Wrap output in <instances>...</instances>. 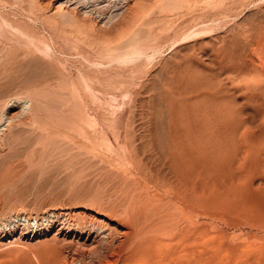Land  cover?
<instances>
[{
    "label": "rangeland",
    "instance_id": "1",
    "mask_svg": "<svg viewBox=\"0 0 264 264\" xmlns=\"http://www.w3.org/2000/svg\"><path fill=\"white\" fill-rule=\"evenodd\" d=\"M0 125V264H264V0H0Z\"/></svg>",
    "mask_w": 264,
    "mask_h": 264
},
{
    "label": "bare ground",
    "instance_id": "2",
    "mask_svg": "<svg viewBox=\"0 0 264 264\" xmlns=\"http://www.w3.org/2000/svg\"><path fill=\"white\" fill-rule=\"evenodd\" d=\"M263 74V73H262ZM186 83V82H185ZM207 95V94H206ZM204 96V95H203ZM202 98V97H201ZM207 99H209V98H207ZM5 119V118H4ZM203 121V120H202ZM9 124H10V120H7L5 123H4V126L5 127H7V126H9ZM195 124V123H194ZM200 125V124H199ZM212 124L210 123V122H208V123H205L204 125H203V131H202V141H204L206 144H208V142H210V140H211V138L213 137V135H212V133L210 132V126H211ZM1 126V125H0ZM197 126V125H196ZM209 127V128H208ZM236 127H237V125H236ZM236 129V128H235ZM153 130V129H152ZM154 132V131H153ZM6 133V132H5ZM218 134L219 135H222V134H224V130H219L218 131ZM6 135V134H5ZM2 138V137H1ZM188 138V137H187ZM189 141V140H188ZM153 143V142H152ZM166 144V143H165ZM154 146V145H153ZM155 146H156V144H155ZM166 146V145H165ZM145 147V146H144ZM150 147V146H149ZM155 150V149H154ZM156 150H157V148H156ZM161 152V151H160ZM158 153V152H157ZM159 154V153H158ZM186 154H187V157H190L189 155H191V153H189L188 151L186 152ZM153 156V155H152ZM171 156V155H170ZM197 156V155H196ZM194 157V156H193ZM217 158V157H216ZM171 160V159H170ZM201 160V159H200ZM172 161V160H171ZM175 161H177V160H175ZM191 161V160H190ZM204 161V160H203ZM212 163V162H211ZM176 164V163H175ZM201 164H202V162H201ZM210 164V163H209ZM213 164V163H212ZM166 165V164H165ZM163 166V165H162ZM177 167V166H176ZM192 167V166H191ZM179 168V167H178ZM172 169V168H171ZM205 169V168H204ZM169 171V170H168ZM171 171V170H170ZM178 171H180V170H178ZM182 172V171H181ZM192 172V171H191ZM174 173V172H173ZM170 174V173H169ZM175 174H178V172H177V170H176V173ZM183 175V174H182ZM178 177H179V175H178ZM180 178V177H179ZM176 179V178H175ZM189 179V178H188ZM203 182V181H202ZM173 183H174V181H173ZM176 183V182H175ZM201 184V183H200ZM174 185V184H173ZM180 185V184H179ZM178 185V186H179ZM177 186V187H178ZM173 187V186H172ZM174 187H175V185H174ZM176 188V187H175ZM183 188V187H182ZM179 189V188H178ZM180 191V190H179ZM194 195V194H193ZM152 197V196H151ZM150 198V197H149ZM139 199V198H138ZM176 199V198H175ZM174 199V200H175ZM150 200V199H149ZM141 202V201H140ZM165 203V202H164ZM168 203V202H167ZM147 204H148V202H147ZM153 204V203H152ZM185 204V203H184ZM145 205V204H144ZM208 205V204H207ZM153 206V205H152ZM239 206V205H238ZM237 206V207H238ZM157 207V206H156ZM230 207V206H229ZM234 207H236V206H234ZM135 208V207H134ZM138 208V207H137ZM141 209V208H140ZM173 209V208H172ZM143 210V209H142ZM152 210V209H151ZM252 210V209H251ZM147 211H148V209H147ZM157 211V210H156ZM137 214V213H136ZM162 214V213H161ZM167 214V213H166ZM134 215V214H133ZM157 216V215H156ZM155 216V217H156ZM19 218V217H18ZM150 219V218H149ZM146 220V219H145ZM158 221V220H157ZM58 222V221H57ZM159 222V221H158ZM165 222V221H164ZM144 223V222H143ZM166 224V223H165ZM136 226V225H135ZM101 227V226H100ZM109 227V226H108ZM152 227V226H151ZM136 228V227H135ZM138 228V227H137ZM155 229V228H154ZM160 229H161V227H160ZM103 230V229H102ZM87 232V231H86ZM107 232V231H106ZM155 232V231H154ZM141 233V232H140ZM105 234V233H104ZM144 234V233H143ZM155 234V233H154ZM97 235V234H96ZM163 235V234H162ZM82 236V235H81ZM144 236V235H143ZM148 236V235H147ZM131 237V236H130ZM137 238V237H136ZM141 238V237H140ZM93 240V239H92ZM141 240V239H140ZM141 244V243H140ZM144 244V243H143ZM144 247V246H143ZM140 249H141V247H140ZM139 249V250H140Z\"/></svg>",
    "mask_w": 264,
    "mask_h": 264
}]
</instances>
